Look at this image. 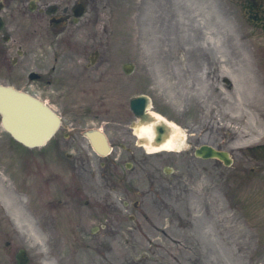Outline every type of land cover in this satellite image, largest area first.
<instances>
[{"label":"rangeland","instance_id":"obj_1","mask_svg":"<svg viewBox=\"0 0 264 264\" xmlns=\"http://www.w3.org/2000/svg\"><path fill=\"white\" fill-rule=\"evenodd\" d=\"M93 10L88 19L101 20L99 39L106 41L109 37L105 31L109 22L113 23L116 31H123L122 27L127 26L128 37L121 39L125 44L119 42L114 45L109 38L108 46L112 52H121L126 47L124 57L140 68V72L127 80L130 86L127 105L133 95L149 92L154 98L151 111L185 128L192 135L194 148L201 143L221 146L231 151L235 158L232 171L216 165L214 161L199 162V169L193 166L187 169L182 162V153L177 157L178 173L187 176L192 173L191 183L194 184L195 179L203 180L202 185L207 191H215L217 185L222 190L223 179L234 178L236 173L240 178L237 184L244 194L247 191L255 193L260 188L258 193L264 192L263 155L259 159L248 158L242 152L244 147L264 143V96H252L250 89L248 97L240 96L244 78L250 87L257 88L259 81L262 82L264 89V33L248 25L241 9L230 0H95ZM235 45H239V49ZM144 69L158 74L159 82L153 77H150V82L142 79ZM160 156L163 157L159 161L161 179L169 180L170 177H165L162 170L172 164L176 156L171 153H161ZM144 180H147L145 174ZM17 181L13 172L0 168V207L18 215L11 213L8 217L12 219L7 223L21 228L20 242L36 257L37 251L46 253L49 244L62 246V237L44 234L37 229L35 220L26 211L27 197L20 198L14 191L15 187L20 190L14 186ZM97 181L102 182L100 178ZM194 188H191L192 192ZM166 191L169 192V188ZM258 193L257 197H262ZM107 194L114 197L104 183L96 196L105 197ZM155 198L147 199L145 207L156 216L155 222L167 230L170 238L139 217L148 232H144V236H136V240L143 244L146 254L152 256L153 250L161 245L160 259L171 264H185L187 261L201 264L205 260L221 258L225 264H236L238 256L234 243H238V236L249 238L252 233L241 221L236 223L239 214L230 209L226 198H221L215 191L208 202L193 203L195 215L192 216L183 201L176 202V206L172 202L177 211L176 220L168 217L167 206L156 201L154 204ZM42 208L48 213V206ZM261 208L264 210L263 206ZM259 213L264 216V213ZM192 222L193 229L190 228ZM252 231V236L258 233ZM126 238L130 239V236H113L116 255L124 257L123 264L136 255ZM150 238L154 241L152 246L148 244ZM0 242H5L3 233ZM248 243L254 244L255 240L246 241ZM238 264L247 263L241 261Z\"/></svg>","mask_w":264,"mask_h":264},{"label":"flooded vegetation","instance_id":"obj_2","mask_svg":"<svg viewBox=\"0 0 264 264\" xmlns=\"http://www.w3.org/2000/svg\"><path fill=\"white\" fill-rule=\"evenodd\" d=\"M14 0H3V4L0 5V18L3 21V28L0 30V76L6 75L4 72H8L10 76H13L14 74L23 72H29L33 73L35 72L37 75L39 74L41 76V80L37 81H30L29 87L32 90H35L37 92H40L42 94V97H47L48 86L54 82L58 83L64 79L61 75L54 78L52 76V71H56V68H54L52 71L49 69V52L47 51V43L46 45H43L42 41L43 39H48V35H44V32L46 31L48 33V24L45 25L44 20H39L37 23H39L38 26H36L35 29H33L32 25H29L26 27V23L23 26V21L21 23L14 22L12 18L14 17V14L16 15V8L12 5ZM38 3L35 8L37 9L36 12H38L40 15H43V5H46L42 3V0H36ZM26 4V1L24 2ZM42 23V25H41ZM28 24V23H27ZM24 27V28H23ZM51 29L53 33L56 36H60L61 33L65 31V27L60 25H52ZM41 31V33H40ZM27 33V34H26ZM26 34V35H24ZM58 37H54L53 45L55 49H61L62 46L58 44L57 39ZM53 54L56 56V60L60 61V58H63V64L67 63L65 61L66 59H70L69 53L63 52V51H54ZM73 59H78L75 63L77 64H83V59H87L91 63L99 64L100 60H103L101 58V54L98 51H95L91 53L90 55H87L86 52L79 53L78 58L76 56H73ZM56 63V62H55ZM92 67H86L83 68V72H87L91 70ZM77 68L73 69V72L77 71ZM62 71H64V67L62 68ZM31 73V74H32ZM63 73V72H61ZM99 77H95V81L102 82L106 80L108 76H110V73L102 72L98 75ZM102 101H104V96ZM98 117L104 118L101 115H98ZM82 117H76L73 119V122L70 123V121H64L63 126L61 128L59 136L51 143V146L47 149L42 151L43 155H53L56 157L59 156H70V155H83L85 152L81 148L73 149L70 146H63V140H70L74 139V136H76V132L79 129V124H82ZM99 119V118H97ZM107 119V118H105ZM113 122H107L108 124H112L114 127H116L117 132L119 133L118 136H124L127 131V124L125 123V120L119 117H115L112 119ZM70 123V124H69ZM75 134L72 136V133ZM114 141L116 143V140L114 138ZM130 151V150H129ZM132 154L134 152L131 151ZM36 160V159H35ZM54 162V161H52ZM55 164V163H53ZM86 161L85 159H82L80 161V165L78 163L75 164V167L77 168L79 172L80 167H85ZM51 170L49 169V172ZM49 182L54 183V185H57V178L52 176L49 179ZM51 193L58 194V190L56 189H50ZM77 200L79 201L77 204H81V207H84L85 209L88 207V205L91 203L87 196L81 192L80 189L76 192ZM61 205L68 204L69 202L63 203L61 200L59 201ZM50 204L53 203V201H49ZM128 204V203H127ZM80 207V208H81ZM112 217H113V210L112 206L110 207V211L107 212L105 215L103 212L99 211L95 214V216L90 217L92 220L100 222V230H114L116 228L109 227V222L112 224ZM105 227V229H104ZM78 229H83L84 231H89V225L79 223L77 225ZM99 230V231H100ZM120 231V230H119ZM122 231V229H121ZM121 233V232H118ZM6 252L10 259L15 260L16 255V249L13 241H8L6 243ZM80 246V245H78ZM83 247H86V249H95L98 252V255L101 256L103 259L98 264H103L110 262L111 256H112V249L107 248L102 243H96L93 244H86L83 245ZM107 261V262H106ZM93 264H96V261L93 260Z\"/></svg>","mask_w":264,"mask_h":264},{"label":"water","instance_id":"obj_3","mask_svg":"<svg viewBox=\"0 0 264 264\" xmlns=\"http://www.w3.org/2000/svg\"><path fill=\"white\" fill-rule=\"evenodd\" d=\"M8 92H11V91L10 90H5V92H2L1 89H0V96L2 97V99L3 98H6V99H3V102L4 103L0 102V111L2 110L4 112V115H5L4 122L7 124V126H8V123L6 121H7L8 118H10V119H12L14 121H17V122H20V120L21 121H24V120L25 121H28V120H30V121L31 120L36 121L38 119L40 120L41 117H40V114H39L38 111H33V113H28V114L24 115L23 118H22V116L19 113H16L15 114V110L14 109H16V111H17V110H19V108H18V105L9 102L11 95ZM21 99H24V98L21 97ZM26 100L29 101V102H26V103H29V105H32L35 110L36 109L37 110H40V108H38L37 105H35L34 103L32 104L30 102V100H28V99H26ZM139 102H140L139 100H134L132 102V108L136 111V113L139 116H142L143 117L144 116V110H145V105L146 104L144 105V102H142V103H139ZM7 110H8V112H7ZM51 133H52L51 128L49 130H46L45 139H47L48 134H51ZM95 144H97V143L95 142ZM97 146H99V145H97ZM97 148H100V146L97 147ZM206 155L208 157H215V156H218L219 153L213 151L212 149H207ZM220 156H222V158H223V155H220ZM226 162L228 164V161H226Z\"/></svg>","mask_w":264,"mask_h":264},{"label":"bare ground","instance_id":"obj_4","mask_svg":"<svg viewBox=\"0 0 264 264\" xmlns=\"http://www.w3.org/2000/svg\"><path fill=\"white\" fill-rule=\"evenodd\" d=\"M218 47V46H217ZM235 47L237 48V49H239V45H235ZM254 64H250V67L251 68H253L252 66H253ZM242 89L240 88V96L241 97H248L249 96V89L251 90V92H252V96H254V97H257L258 95H262V96H264V89H263V87H262V82H260L259 81V83H258V86H257V88H255L254 86H251L250 87V84L247 82V79L246 78H244L243 80H242ZM162 120V119H161ZM143 131H146V133H147V135H149V136H151L152 135V126H146L144 129H143ZM174 137V136H173ZM151 139H152V136L150 137ZM178 141H179V135H176V137H175V139H173L172 138V140L171 141H169V142H167L165 145H164V147H176L177 146V144H178Z\"/></svg>","mask_w":264,"mask_h":264}]
</instances>
